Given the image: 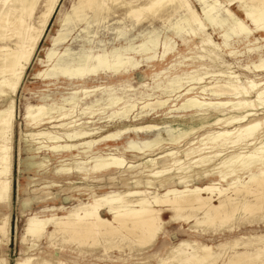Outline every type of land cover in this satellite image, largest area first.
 <instances>
[{"label":"bare ground","instance_id":"1","mask_svg":"<svg viewBox=\"0 0 264 264\" xmlns=\"http://www.w3.org/2000/svg\"><path fill=\"white\" fill-rule=\"evenodd\" d=\"M198 1L203 4L201 14H198L190 0H77L72 7L73 16L67 15L63 19L62 26L68 19L74 24L83 23L87 11L92 12L98 18V22L105 23L106 19L108 22L124 15L141 25L165 21L172 13L183 11L182 17L173 24L176 30L182 29L183 24H188L195 31L192 35H196L199 31L206 30L207 26L222 28V45L215 42L209 32H206L205 40L202 39L201 45L206 57L212 60L219 58L224 60L225 54L222 53V49L228 46L230 38L241 35L253 39L255 32L264 33V0ZM232 4L237 5L243 17L231 10ZM59 5L60 0H0V206L2 208H9L11 203V133L14 96L20 90L26 70L31 65L40 40L45 35L51 17ZM246 21H249V24ZM65 38L66 33L59 32L55 41H64ZM69 50H65L57 60H61ZM224 53L229 57L233 56L229 49ZM82 54L75 63L61 64L56 61L53 66L39 71L38 75L85 79L98 74H118L132 67V63L122 53L91 54L87 51ZM54 55L58 54L52 50L48 52L47 57ZM251 66L252 73L264 74V56L251 62ZM246 68L249 69L250 65ZM207 73L208 71L204 74ZM218 73L220 78L202 91L209 89L208 91L211 90L210 92L217 97L233 95L240 99L235 103H229L228 100L216 103L189 98L182 106L199 107L200 111L188 114L189 118L197 119L198 122L187 125L184 131L173 133L168 139L175 143L203 127L211 126L202 134L197 147L182 151L184 158L180 159L179 155H176L177 151L172 149L154 153L161 147L160 141L155 139L147 141L143 147L145 149L135 142L128 143L129 149L143 156L142 161L137 164L127 162L121 154L114 152L94 157L91 162L93 164L90 163L91 165L85 169V174L93 176L110 174L113 171L139 170L133 175L120 178L125 189L118 192L96 194L90 188L88 201L71 208L63 216L28 215L23 225L21 239L28 238L29 241L24 246V257L17 258L15 264H31L33 260H38L39 257L31 256L30 252L35 250L43 239L48 246L53 247V250L49 260L40 257L41 263L36 264H67L62 258V247L56 241L59 234L63 235V241H76L84 245L98 244L103 247L104 252L111 248L121 250L126 245L128 248L136 245V249L140 251L153 248L166 227L172 224L180 226L186 224L190 232L196 235L218 236L224 235L226 229L231 233L237 228L231 225L236 216L264 219V88L261 86V81L246 77L245 81H241L239 79L241 77L230 70L227 72L219 70ZM187 78L191 80L195 76ZM98 89L99 87L96 86L75 89L74 92L93 94ZM118 101L119 99L110 100L108 105H115ZM166 102L167 99L163 97H155L137 104L128 103L121 107V111L113 112L109 118L123 115L124 119H127L135 110L156 108ZM67 104L70 105L69 108L55 112L53 110L58 107L54 103L26 104L23 118L25 126L29 128L25 136L30 139H46L48 141L46 147L51 152H73L75 149L91 147L95 140H85V138L96 135V132L83 127V122L76 123L78 119L71 120L74 115L72 112L75 100H68ZM211 106H231L236 112L208 117L206 108ZM88 108L85 107L83 110ZM66 119L70 120L64 122ZM214 125H217V128L211 130ZM145 128L155 127L150 124L137 127L126 124L108 131L98 139L113 141L118 135L129 130L138 131ZM51 129H63V132L58 134V131ZM26 145L32 150L27 143ZM218 156H220L219 161L211 165L213 159ZM43 160L25 159L20 163V167L27 171L47 172V165ZM161 161L163 162L160 164ZM82 163L84 164L85 161ZM72 165L60 164L56 172L59 176L70 173L73 170ZM80 170L81 167L78 168V172ZM206 179H209L207 183L197 184L198 181ZM26 204L27 201H24L22 208ZM102 211L111 215V219L105 218L101 214ZM252 222L254 221L249 220L247 223ZM50 225L52 229H49ZM216 225H220V228L210 230V227ZM9 228L10 213L1 211L0 246L7 244ZM149 257L156 258L158 264H264V233L245 236L238 234L228 239H220L215 244L203 243L195 239H181L165 248L160 257L152 254L128 264H148ZM0 264H7V259L3 255L0 256Z\"/></svg>","mask_w":264,"mask_h":264},{"label":"rangeland","instance_id":"2","mask_svg":"<svg viewBox=\"0 0 264 264\" xmlns=\"http://www.w3.org/2000/svg\"><path fill=\"white\" fill-rule=\"evenodd\" d=\"M76 2L77 0H60V5L51 17L31 65L26 70L18 96H14V119L11 133V203L9 208L0 206V212L10 213L8 242L6 245L0 246V256L6 257L7 264H15L17 258L24 257V246L28 244L29 240L28 238L22 240L21 235L28 215L36 214L44 217L54 214L58 217L63 216L71 208L88 201L90 188L96 194L118 192L125 189L120 178L133 175L139 170L113 171L110 174H94L93 176L85 174V169L93 164L91 162L94 157L114 152L121 154L127 162L137 164L142 161L143 156L129 149L128 143L135 142L143 148L147 141L155 139L160 141L161 147L156 149L154 153L172 149L177 151L176 155H179L180 159L184 158L182 151L188 150L190 147H197L200 144L199 139L202 138V134L211 126L203 127L186 137L180 138L175 143L168 139L173 133L184 131L187 125L198 122L197 119L189 118V115L195 111H200V108L182 106L189 98L205 99L216 103L225 100H228L229 103H235L240 99L233 95L217 97L210 92L211 90L208 91L209 89L202 91L203 88L209 87L213 81L220 78L219 70L233 71L241 77L239 78L241 81H245V77L261 81V86L264 88V74L252 73L250 70L252 69L251 62L264 56V33L262 32L260 34L255 32L252 36L253 39H247L241 35L230 38L228 46L222 49V53L225 54L223 58L225 61L221 58L212 60L206 57L201 45L203 44L202 39L205 40L206 32H209L211 38L222 45V28L219 26H207L206 30L199 31L196 35H192L195 31L188 24H183L182 29L176 30L173 24L182 17L183 11L172 13L165 21L160 20L153 24L144 25L136 24L124 15L108 22L106 19L105 23L98 22V18L92 12L87 11L83 23L74 24L71 19H68L66 24L62 26L63 19L67 15L73 16L72 7ZM190 3L198 14H201L203 4L198 0H190ZM236 6V4H232L231 10L243 17L242 11ZM246 22L249 24V21ZM59 32L66 33L64 41H55ZM67 49H70L67 54L61 60H57ZM228 49L231 50L233 56L229 57L224 53V51L228 52ZM52 50L56 51L58 55L48 58L47 54ZM87 51L91 54L122 53L132 63V67L118 74H98L88 76L85 79H68L58 75L46 77L38 75L39 71L53 66L56 61L61 64L75 63L78 61V57ZM247 65H250L249 69L246 68L248 71L245 69ZM206 71L208 73L204 74ZM193 75L195 76L194 79L187 78ZM199 78L201 79L199 80ZM96 86L99 89L93 94L74 92L75 89ZM155 97H163L167 99V102L156 108H148L144 111L135 110L127 119H124L123 115H114V117L109 118L113 112L121 111V107L128 103L137 104ZM116 99H119L117 104L108 105L110 100ZM68 100H75L72 114L76 116L71 114V120L78 119L76 123L83 122V127L96 132V135L85 138V140H95L91 147L75 149L73 152H51L46 147L48 144L46 139H30V137L25 136L29 128L25 126L23 118L26 104L54 103L58 107V109L53 110L55 112L69 108ZM85 107L89 108L83 110ZM206 110H208V117L217 114L229 115L236 112L232 110L231 106H211ZM69 120L66 119L64 122ZM126 124H130L131 127L150 124L155 128H145L138 131L129 130L118 135L113 141L98 139L108 131L123 127ZM216 128L217 125H214L211 130ZM51 130L58 131V134L63 132V129ZM26 143L32 150L28 149ZM38 144L39 147L37 148ZM219 158L220 156L214 158L211 165L217 163ZM25 159L36 161L44 159L47 172L44 170H25L20 167V163ZM83 161L86 165L82 163ZM65 163L73 164V170L59 176L56 169L58 165ZM80 167L81 170L78 172ZM208 181L209 179L200 180L197 184L201 185ZM24 201H27V204L22 208ZM101 214L105 218L111 219V215L105 211H102ZM253 218L251 216L244 217V215L236 216L231 225L233 228L236 226L237 228L231 233L227 232L226 229L224 235L218 236L196 235L190 232L186 224L182 226L172 224L166 227L153 248L140 251L136 249V245L131 248L126 245L121 250L111 248L104 252L103 247L95 243L84 245L76 241H63L61 234L57 236L56 241L62 247V258L67 264H128L137 261L140 257L152 254L160 257L165 248L181 239H195L203 243L215 244L220 239H228L238 234L245 236L252 233H264V219ZM249 220L254 222L247 223ZM215 228H220V225L210 227V230ZM221 228L225 229L222 226ZM49 229H52L51 225ZM52 250L53 247L48 246L45 239L41 240L38 247L30 252L31 256L39 257L38 260H33L31 264L41 263L42 258L49 260ZM148 260V264L159 263L156 258L149 257Z\"/></svg>","mask_w":264,"mask_h":264}]
</instances>
